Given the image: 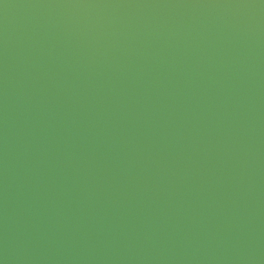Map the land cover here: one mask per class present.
Wrapping results in <instances>:
<instances>
[{
    "label": "water",
    "instance_id": "water-1",
    "mask_svg": "<svg viewBox=\"0 0 264 264\" xmlns=\"http://www.w3.org/2000/svg\"><path fill=\"white\" fill-rule=\"evenodd\" d=\"M0 264H264V0H0Z\"/></svg>",
    "mask_w": 264,
    "mask_h": 264
}]
</instances>
